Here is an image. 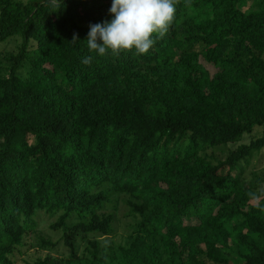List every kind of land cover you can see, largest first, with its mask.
<instances>
[{
    "label": "trees",
    "instance_id": "16d2710c",
    "mask_svg": "<svg viewBox=\"0 0 264 264\" xmlns=\"http://www.w3.org/2000/svg\"><path fill=\"white\" fill-rule=\"evenodd\" d=\"M111 5L0 0V264L34 235L50 251L21 264H264L247 196L264 186V0H176L148 53L101 56L86 40ZM122 195L139 220L101 241Z\"/></svg>",
    "mask_w": 264,
    "mask_h": 264
},
{
    "label": "clouds",
    "instance_id": "9594fccd",
    "mask_svg": "<svg viewBox=\"0 0 264 264\" xmlns=\"http://www.w3.org/2000/svg\"><path fill=\"white\" fill-rule=\"evenodd\" d=\"M110 13L114 17L110 22L89 26L86 40L89 52L103 56L109 51L119 55L134 50L143 55L153 47L155 38L163 36L173 24L176 0H112ZM92 59L89 55L82 63L89 64ZM247 196L256 202L264 200V186L249 191Z\"/></svg>",
    "mask_w": 264,
    "mask_h": 264
},
{
    "label": "rangeland",
    "instance_id": "374dc122",
    "mask_svg": "<svg viewBox=\"0 0 264 264\" xmlns=\"http://www.w3.org/2000/svg\"><path fill=\"white\" fill-rule=\"evenodd\" d=\"M13 50L15 49V45L14 44H9L7 45L5 48L0 47V50ZM5 51V50H4ZM248 137H251V135H249ZM250 139L247 138L244 143H249ZM236 148V145H232V146H228V148H226L225 151H217L216 154L222 158L225 159L226 156L228 155L229 149H234ZM263 155H261L264 158V150L262 151ZM255 162V161H254ZM252 162V163H254ZM249 164L246 165L244 164L243 167L246 169L244 170V177L246 179H250L252 176V172H254V166L253 164ZM264 163V162H263ZM263 174L262 173H259ZM238 175V174H237ZM236 176V175H235ZM129 196L128 195H122L120 196V202H119V206L117 207V210L115 211L116 213V233L114 236L109 237V238H99V240L103 241L104 239H107L109 241L113 240L115 243H121V244H125L127 242L128 239V234L130 233V229H129V225H131L132 223H134L135 221L139 220V217L137 216H131L129 214L130 211V206L129 204H127V201L129 200ZM116 209V208H115ZM40 226H39V231H38V235L43 236V237H47L52 239L53 242H58L59 246L57 247L58 252L64 254V256H68L70 254V251L67 249L66 246H64L63 242L61 241L62 239V235H63V231H53L50 229V225L55 221V218H50L49 216H45L42 215L40 216ZM32 244L34 245V247L32 249H30L26 254H24L22 257H17V261L18 264L23 263V261L27 260L29 263H34L37 259L39 258H43L47 255V253L50 250H46V249H42L41 247L38 246V241L39 238L36 237V235H34L31 239ZM61 242V243H60ZM77 245L79 246V252H82L84 250V248L87 246L85 243H82V241L80 243H78L77 240ZM53 255H57L54 252H52Z\"/></svg>",
    "mask_w": 264,
    "mask_h": 264
}]
</instances>
